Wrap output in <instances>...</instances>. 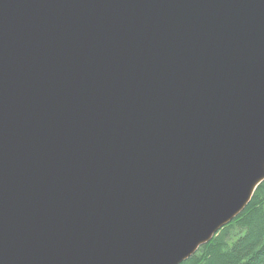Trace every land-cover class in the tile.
I'll return each instance as SVG.
<instances>
[{
    "label": "water",
    "instance_id": "1",
    "mask_svg": "<svg viewBox=\"0 0 264 264\" xmlns=\"http://www.w3.org/2000/svg\"><path fill=\"white\" fill-rule=\"evenodd\" d=\"M264 182V0H0V264H182Z\"/></svg>",
    "mask_w": 264,
    "mask_h": 264
},
{
    "label": "trees",
    "instance_id": "2",
    "mask_svg": "<svg viewBox=\"0 0 264 264\" xmlns=\"http://www.w3.org/2000/svg\"><path fill=\"white\" fill-rule=\"evenodd\" d=\"M182 264H264V182L246 209Z\"/></svg>",
    "mask_w": 264,
    "mask_h": 264
},
{
    "label": "rangeland",
    "instance_id": "3",
    "mask_svg": "<svg viewBox=\"0 0 264 264\" xmlns=\"http://www.w3.org/2000/svg\"><path fill=\"white\" fill-rule=\"evenodd\" d=\"M231 223H232V222H231ZM231 223H230V224H231ZM230 224H229V225H230ZM224 228H225V227H224ZM224 228H223V229H224ZM221 230H222V229H221ZM218 233H219V232H218ZM218 233H217V234H218ZM217 234H216V235H217ZM202 247H203V246H202ZM202 247H201V248H202ZM198 251H199V250H198ZM198 251H197V252H198Z\"/></svg>",
    "mask_w": 264,
    "mask_h": 264
}]
</instances>
